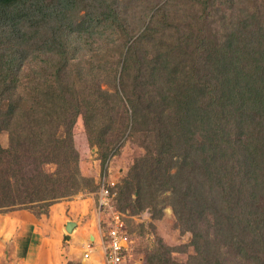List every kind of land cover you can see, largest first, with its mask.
<instances>
[{
	"label": "trees",
	"instance_id": "1",
	"mask_svg": "<svg viewBox=\"0 0 264 264\" xmlns=\"http://www.w3.org/2000/svg\"><path fill=\"white\" fill-rule=\"evenodd\" d=\"M263 21L264 0H0V213L81 191L83 117L106 153L128 135L147 151L117 212L169 192L186 264H264Z\"/></svg>",
	"mask_w": 264,
	"mask_h": 264
},
{
	"label": "rangeland",
	"instance_id": "2",
	"mask_svg": "<svg viewBox=\"0 0 264 264\" xmlns=\"http://www.w3.org/2000/svg\"><path fill=\"white\" fill-rule=\"evenodd\" d=\"M73 136L75 148L80 156V172L87 179V183L83 185L79 193L63 198L56 204L62 208L61 202L74 201L91 214V224L85 227L82 225L90 217V214H87L84 218L75 216L74 220H70L72 218L66 215L67 210L65 209L66 214L62 215L65 218L64 221H67V223L71 221L77 222L80 228H84L77 230V227H74L72 232H68L62 227L60 232L62 235L64 234V259L67 260L68 258L65 249L69 247L72 238H83L81 254L77 255V258L66 261L64 264H103L104 249L99 232L100 229H107L106 222L115 213V207L112 201L111 205L106 206L105 210L98 206L102 172H104L105 165H108V178L122 186L123 181L129 176L130 168L135 164L136 160L143 158L147 151L139 143V139L128 135L121 139L118 146L111 150L112 152L106 153V151L101 150V147L89 141L83 117L78 118L73 129ZM0 142L5 148L8 147L7 132H3L0 135ZM106 154L109 156L104 163L102 156ZM55 169L56 165L54 164L46 166L47 171L54 172ZM97 187H99L98 192ZM169 195V192L161 194L159 200L155 202L152 208L147 207L142 211L135 210V207L133 209H125L126 221L128 219L126 226L128 225L127 229H130L133 240L126 264H163L162 259L164 257L166 259L171 257L177 263L184 264L192 260L195 255L194 247L192 246V234L186 232L184 227L177 222L174 210L169 205ZM96 197L98 200H96ZM137 197V193L134 192L132 199L135 201ZM168 250L170 254L165 253Z\"/></svg>",
	"mask_w": 264,
	"mask_h": 264
},
{
	"label": "crops",
	"instance_id": "3",
	"mask_svg": "<svg viewBox=\"0 0 264 264\" xmlns=\"http://www.w3.org/2000/svg\"><path fill=\"white\" fill-rule=\"evenodd\" d=\"M61 205L62 208L60 205H54L49 215L42 218L36 217L28 210L0 214V264H64L77 258L83 246L81 237L72 238L69 247L65 249L68 258L64 259V234L60 231L62 227L67 230L68 223L62 215H65L67 210L66 215L72 218L70 220H74L75 216L84 218L90 213L74 201L61 202ZM89 216L85 222H81L84 227L91 224V214ZM75 224L77 230L84 228H80L77 222ZM102 259L105 264L103 257Z\"/></svg>",
	"mask_w": 264,
	"mask_h": 264
},
{
	"label": "built area",
	"instance_id": "4",
	"mask_svg": "<svg viewBox=\"0 0 264 264\" xmlns=\"http://www.w3.org/2000/svg\"><path fill=\"white\" fill-rule=\"evenodd\" d=\"M108 174V165H106L100 180V199L98 203V206L104 208V210L107 208L106 206L111 205V201L116 196L112 189L118 184V182L111 181ZM106 228V230L100 229L99 232L104 249V262L105 264H123L133 243L127 232L125 214L115 210L111 218H108ZM89 248L92 249L91 246Z\"/></svg>",
	"mask_w": 264,
	"mask_h": 264
},
{
	"label": "water",
	"instance_id": "5",
	"mask_svg": "<svg viewBox=\"0 0 264 264\" xmlns=\"http://www.w3.org/2000/svg\"><path fill=\"white\" fill-rule=\"evenodd\" d=\"M75 225L76 224L74 222H69L68 225H67V231L68 232H72V230L74 229Z\"/></svg>",
	"mask_w": 264,
	"mask_h": 264
}]
</instances>
